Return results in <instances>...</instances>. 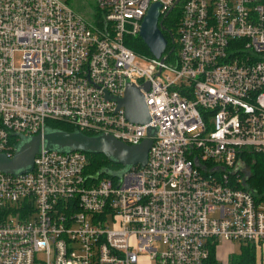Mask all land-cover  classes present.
I'll return each instance as SVG.
<instances>
[{"label":"built area","instance_id":"2783aa9c","mask_svg":"<svg viewBox=\"0 0 264 264\" xmlns=\"http://www.w3.org/2000/svg\"><path fill=\"white\" fill-rule=\"evenodd\" d=\"M175 1L96 0L93 26L66 0H0V153L48 119L126 143L155 129L120 177L44 147L30 170H0V264H212V240L264 244V200L236 184L241 151L264 153V0H183L174 61L125 45ZM127 82L146 123L106 96Z\"/></svg>","mask_w":264,"mask_h":264},{"label":"water","instance_id":"95a60500","mask_svg":"<svg viewBox=\"0 0 264 264\" xmlns=\"http://www.w3.org/2000/svg\"><path fill=\"white\" fill-rule=\"evenodd\" d=\"M176 0L174 5L179 3ZM160 4L152 3L143 17L138 36L147 46L149 52L155 58H161L167 48V38L163 33V25L160 21ZM172 9H169L163 16L166 17ZM141 87L147 89L149 81L145 80ZM109 98L117 101V108L122 106L124 114L129 121L146 123L149 121V114L144 102L143 92L140 87L132 82H127L123 96H112ZM154 128L147 127L146 136L138 143H126L111 134L107 133H85L76 127L72 130L45 127L43 133L33 135H20L15 145L12 156L0 153V170L20 173L30 170L33 166V159L41 147L48 150L72 151L83 150L101 152L113 161L123 165L120 170L110 171L112 176L120 177L121 173L134 164H145L148 150L152 143ZM108 171V169H106ZM101 169L95 172V177L101 174Z\"/></svg>","mask_w":264,"mask_h":264},{"label":"trees","instance_id":"16d2710c","mask_svg":"<svg viewBox=\"0 0 264 264\" xmlns=\"http://www.w3.org/2000/svg\"><path fill=\"white\" fill-rule=\"evenodd\" d=\"M183 0L175 6L166 17H161L160 21L163 25V33L167 38V48L165 54L167 55L168 61H174L177 58L179 50L178 41V26L181 18V4ZM75 11V10H74ZM92 14L88 15V18L80 14L88 23L93 26H99L101 19L104 15V10H101L97 2L93 4ZM124 43L127 47L131 48L137 53L144 54L146 56H152L147 46L139 36L128 37L124 39ZM177 51V52H176ZM61 120L48 119L47 127L58 128L65 130H72V126ZM85 133L92 134V132L84 131ZM89 158L88 170L95 173L98 170H102L100 176H112L110 171L120 170L123 165L119 162L113 161L105 154L101 152L85 151ZM242 166L240 168L243 180L238 181L236 184L242 188H249L255 190L254 198L257 201L264 200V153L251 152L249 150H242L239 154ZM206 165V164H204ZM108 169V171L106 170ZM217 241H213L209 246V260L212 264H220L221 262L229 261L232 264H253L255 262V245L251 241H240L238 253L231 252L228 256V260L222 261L217 256L218 251Z\"/></svg>","mask_w":264,"mask_h":264},{"label":"rangeland","instance_id":"374dc122","mask_svg":"<svg viewBox=\"0 0 264 264\" xmlns=\"http://www.w3.org/2000/svg\"><path fill=\"white\" fill-rule=\"evenodd\" d=\"M95 1L96 0H66V3L73 10L77 11L78 13L82 12L81 14H83V16L88 18V15H91L93 12L92 11L93 10V4L95 3ZM137 54H139L141 56H145L144 54H140V53H137ZM57 120H60V119H57ZM61 121L65 122L67 124H70L69 122H67L65 120H61ZM218 244H219V247H218L217 256H221L220 258L225 257V254H223V252L227 251L228 249L230 251H232L233 253H238V251H239V244H240L239 241H233V242H231V244H230V242H227V241H224V242L220 241ZM159 246L163 247L161 244ZM257 260H258V264H260L261 262L263 264V262H264V250H262L260 244L257 247Z\"/></svg>","mask_w":264,"mask_h":264},{"label":"crops","instance_id":"0c3cea01","mask_svg":"<svg viewBox=\"0 0 264 264\" xmlns=\"http://www.w3.org/2000/svg\"><path fill=\"white\" fill-rule=\"evenodd\" d=\"M224 241H227V240H224ZM224 241H222V242H224ZM227 242H230V244H231V242H233V241H227ZM240 245V244H239ZM218 247H219V244H218ZM261 248H262V250H264V244L261 246ZM232 250V249H231ZM232 251H230L229 249L227 250V251H224L223 252V254H225V257L224 258H220L221 256H218L222 261H224V260H228V256H229V254L231 253ZM217 253H218V251H217ZM255 254H256V258H255V263H257L258 264V260H257V247H255ZM224 256V255H223ZM260 264H262V262L260 263ZM263 264H264V262H263Z\"/></svg>","mask_w":264,"mask_h":264}]
</instances>
